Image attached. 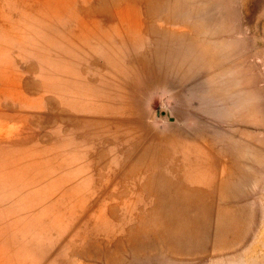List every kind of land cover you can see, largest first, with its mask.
I'll use <instances>...</instances> for the list:
<instances>
[{
  "label": "rangeland",
  "instance_id": "obj_1",
  "mask_svg": "<svg viewBox=\"0 0 264 264\" xmlns=\"http://www.w3.org/2000/svg\"><path fill=\"white\" fill-rule=\"evenodd\" d=\"M0 264H264V0H0Z\"/></svg>",
  "mask_w": 264,
  "mask_h": 264
},
{
  "label": "bare ground",
  "instance_id": "obj_2",
  "mask_svg": "<svg viewBox=\"0 0 264 264\" xmlns=\"http://www.w3.org/2000/svg\"><path fill=\"white\" fill-rule=\"evenodd\" d=\"M67 47V46H66ZM69 50V49H68Z\"/></svg>",
  "mask_w": 264,
  "mask_h": 264
}]
</instances>
